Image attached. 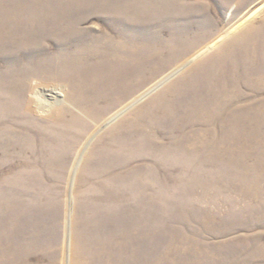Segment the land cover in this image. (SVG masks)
Returning <instances> with one entry per match:
<instances>
[{
    "label": "rangeland",
    "instance_id": "rangeland-1",
    "mask_svg": "<svg viewBox=\"0 0 264 264\" xmlns=\"http://www.w3.org/2000/svg\"><path fill=\"white\" fill-rule=\"evenodd\" d=\"M262 4L0 0V264H264Z\"/></svg>",
    "mask_w": 264,
    "mask_h": 264
},
{
    "label": "bare ground",
    "instance_id": "bare-ground-1",
    "mask_svg": "<svg viewBox=\"0 0 264 264\" xmlns=\"http://www.w3.org/2000/svg\"><path fill=\"white\" fill-rule=\"evenodd\" d=\"M264 7V4L260 5L256 10L253 11V13L250 15V18L255 15L256 13H258L259 11H261ZM264 30V29H263ZM213 47V46H212ZM46 94H38L37 95V98H38V102L41 104V105H45L44 101H46V97H45ZM59 96V95H58ZM54 98H56L57 101H59L57 99V97L53 96ZM61 101V100H60ZM64 101H62L63 103ZM47 103L50 105L52 103H50L49 101H47ZM54 104V103H53ZM52 104V105H53ZM249 123H255L259 126L258 130L256 131L255 133V137L257 139H260L261 135L264 137V110L263 109H258L256 108L255 109V113H249Z\"/></svg>",
    "mask_w": 264,
    "mask_h": 264
}]
</instances>
